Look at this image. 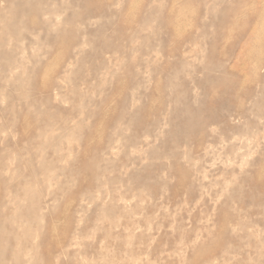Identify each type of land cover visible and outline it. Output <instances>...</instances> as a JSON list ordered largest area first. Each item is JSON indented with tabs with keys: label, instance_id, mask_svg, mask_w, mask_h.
<instances>
[{
	"label": "rangeland",
	"instance_id": "rangeland-1",
	"mask_svg": "<svg viewBox=\"0 0 264 264\" xmlns=\"http://www.w3.org/2000/svg\"><path fill=\"white\" fill-rule=\"evenodd\" d=\"M0 264H264V0H0Z\"/></svg>",
	"mask_w": 264,
	"mask_h": 264
}]
</instances>
